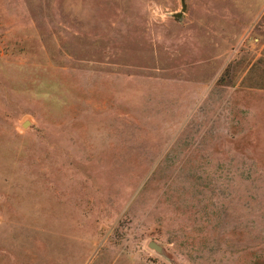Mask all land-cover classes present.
Segmentation results:
<instances>
[{
    "label": "rangeland",
    "instance_id": "obj_1",
    "mask_svg": "<svg viewBox=\"0 0 264 264\" xmlns=\"http://www.w3.org/2000/svg\"><path fill=\"white\" fill-rule=\"evenodd\" d=\"M185 2L0 0V264H264V0Z\"/></svg>",
    "mask_w": 264,
    "mask_h": 264
},
{
    "label": "water",
    "instance_id": "obj_2",
    "mask_svg": "<svg viewBox=\"0 0 264 264\" xmlns=\"http://www.w3.org/2000/svg\"><path fill=\"white\" fill-rule=\"evenodd\" d=\"M180 3H181L180 10L178 12H174V13L171 14V16L173 18H177V19L182 18V16L184 15V13L186 11L187 5H186L185 0H180ZM26 124H27L26 122L23 123V126H26ZM148 247H150V248L154 249L156 252L164 255L163 247L159 243L151 240V241L148 242Z\"/></svg>",
    "mask_w": 264,
    "mask_h": 264
}]
</instances>
